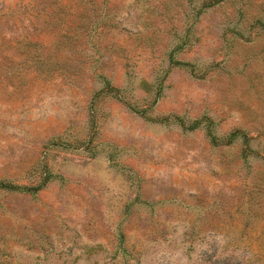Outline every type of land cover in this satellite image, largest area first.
I'll list each match as a JSON object with an SVG mask.
<instances>
[{"label": "rangeland", "instance_id": "1", "mask_svg": "<svg viewBox=\"0 0 264 264\" xmlns=\"http://www.w3.org/2000/svg\"><path fill=\"white\" fill-rule=\"evenodd\" d=\"M0 264H264V0H0Z\"/></svg>", "mask_w": 264, "mask_h": 264}]
</instances>
